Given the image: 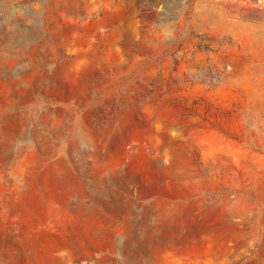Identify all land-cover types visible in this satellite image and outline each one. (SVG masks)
Here are the masks:
<instances>
[{
    "label": "rangeland",
    "instance_id": "374dc122",
    "mask_svg": "<svg viewBox=\"0 0 264 264\" xmlns=\"http://www.w3.org/2000/svg\"><path fill=\"white\" fill-rule=\"evenodd\" d=\"M0 264H264V0H0Z\"/></svg>",
    "mask_w": 264,
    "mask_h": 264
}]
</instances>
